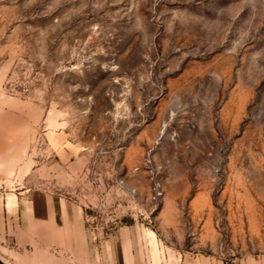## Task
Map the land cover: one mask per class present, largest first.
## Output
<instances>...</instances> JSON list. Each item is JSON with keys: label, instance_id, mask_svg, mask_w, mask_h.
Instances as JSON below:
<instances>
[{"label": "rangeland", "instance_id": "374dc122", "mask_svg": "<svg viewBox=\"0 0 264 264\" xmlns=\"http://www.w3.org/2000/svg\"><path fill=\"white\" fill-rule=\"evenodd\" d=\"M6 198L13 264H264V0H0Z\"/></svg>", "mask_w": 264, "mask_h": 264}, {"label": "crops", "instance_id": "0c3cea01", "mask_svg": "<svg viewBox=\"0 0 264 264\" xmlns=\"http://www.w3.org/2000/svg\"><path fill=\"white\" fill-rule=\"evenodd\" d=\"M0 210V257L6 264H13L5 254H42L51 252L67 232L70 237V218L65 213L56 215L53 208L38 210L33 203L4 199ZM66 220V221H65ZM61 234H63L61 236Z\"/></svg>", "mask_w": 264, "mask_h": 264}, {"label": "water", "instance_id": "95a60500", "mask_svg": "<svg viewBox=\"0 0 264 264\" xmlns=\"http://www.w3.org/2000/svg\"><path fill=\"white\" fill-rule=\"evenodd\" d=\"M0 264H6V263L2 260L1 257H0Z\"/></svg>", "mask_w": 264, "mask_h": 264}]
</instances>
